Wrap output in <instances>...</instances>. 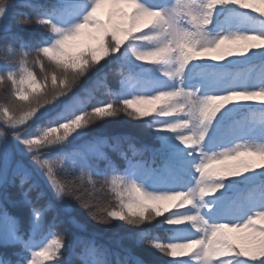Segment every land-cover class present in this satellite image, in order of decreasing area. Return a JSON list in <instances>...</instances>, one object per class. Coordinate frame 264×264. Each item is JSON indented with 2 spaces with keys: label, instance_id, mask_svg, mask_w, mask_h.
I'll return each instance as SVG.
<instances>
[{
  "label": "snow or ice",
  "instance_id": "snow-or-ice-1",
  "mask_svg": "<svg viewBox=\"0 0 264 264\" xmlns=\"http://www.w3.org/2000/svg\"><path fill=\"white\" fill-rule=\"evenodd\" d=\"M105 3L113 6L107 22L97 15L101 5ZM123 6H129L131 11L125 10ZM248 7L246 0H199L198 3L193 0L191 4L181 3L180 0H59L57 8L51 14L42 16L35 11L30 14L22 10H34L35 4L32 0H8V3L0 8V32H3L5 37L11 36L18 40L20 48L24 49L20 53H5L6 57L18 59L19 66L16 70L7 66L0 69V84L10 82V89L15 86V97L19 101H28L31 96L32 99L27 104L34 105V108H30L20 117L12 107L16 99L6 106L0 105V120L6 118L5 123L19 145V159L13 162L4 132L0 131V189L4 192L3 198L0 199V247L22 246L24 249L19 260L0 259V264H42L41 258L46 260L55 257L60 248L66 246L61 240L53 239L42 251H35L37 245L26 232L22 234L20 221L10 214V205H26L31 209L25 217L26 227L33 233L50 231L56 226L55 221L49 223V209L53 206L58 212L71 213L69 198H75L84 210L93 207L90 201L81 200L79 195L71 191L65 195V185H61L56 179L55 165L41 158L42 154L64 151V148H53L54 145L47 142L54 134L52 129H59V135L63 138L62 143L55 144L56 146L64 145L65 141L68 145L78 141L85 142L86 151L67 153L69 165L79 167L82 172L91 168L97 175L111 172L110 182L113 190L118 191V195L127 192V198H121L119 210H109L110 217L121 221L132 218L141 225L162 216V205L167 202L178 200L179 203L185 201V205H191L183 211H172L158 222L170 226L168 229L172 233L189 234L183 238L173 237L164 242H155V249L171 256L177 255V249L192 250L196 257L203 259V264H213V257H225L226 252H239L242 255L234 259L230 257L227 264H264V256L253 258L258 241L264 237V226L257 229L258 221L264 225V192L259 199L246 196L239 204L230 203L227 193L228 177L255 173L252 169L256 165L245 158L261 157L264 154V145L239 143L238 139L248 135V131L241 127L238 137L233 135L232 139H229V135L233 134V130L229 128L218 140L209 144L211 134L217 128V122L224 109L234 101L264 97L260 94L264 93V76L252 83L239 81L226 91L207 95L197 93L193 96L185 87L186 74L192 64L202 62L206 57L211 60L241 58L250 47H256L251 41H264V18L242 10ZM225 8L242 10L244 19L249 21L250 26L246 29L221 27L216 30L213 27L216 17ZM33 15L39 17L40 27L32 25ZM16 25L41 31L48 30L51 34L47 39L33 42L13 32L12 28ZM85 29L92 30L89 35L99 41L98 47L80 46L78 41L84 35ZM121 34L127 43L121 40ZM260 47L264 48V45ZM77 48L80 50L74 51ZM253 53L264 55L260 51ZM100 56L110 57L108 63L126 64L130 71L136 73V85L129 87L126 80L122 81L121 86L112 93L113 99L86 106L81 99V89L85 87L80 81L85 77L91 79V75L104 66L95 67L100 64ZM30 57H36V62L40 65L39 81L37 74L27 66ZM45 59L54 63L63 75L45 73ZM138 61L150 62L153 67L144 68L137 64ZM78 84L80 87H76ZM27 89L31 91L25 95ZM49 90L53 95H47ZM40 97L44 99L40 100ZM166 103L183 104L182 122L177 117L159 116L160 109ZM210 108L212 110L209 114ZM117 113L127 114L136 120L154 113L152 119L147 121L154 122L155 117L171 121L183 129V132L179 133L175 128L170 130L167 124L162 123L156 128L158 133L165 134L159 137L161 144L156 150L163 166L159 171L173 173L172 182L149 188L140 179L144 171L136 165H130L124 170V175H118L116 173L119 170L104 154L99 141L96 138H84L90 125L96 124L104 117H114ZM197 114H203L205 123L200 125L203 131H198L193 124ZM25 120L31 122V131L23 136L17 135L15 129L24 124ZM208 123L211 124L210 128L206 127ZM62 125L68 127L62 129ZM260 129L264 134V122L261 123ZM178 156L181 158L179 161ZM29 159L34 161V165L28 163ZM97 160L105 161V167H97ZM230 161L234 163H229ZM240 161H246L248 167L238 171L228 170ZM36 166L47 174L54 191L41 193L43 200L29 199L28 192L23 193V200L10 199L7 192L10 183L14 182V177H20L21 191L26 182L29 184V191H39V184L35 182L39 174ZM259 167L264 169V165ZM156 173L157 170L154 169L150 174ZM85 174L91 178V174ZM210 182L221 187L212 198V210H202L200 201L208 199ZM58 196L63 203H56ZM225 201H228L227 207L223 206ZM90 214L95 219L104 220L100 210ZM229 233H248L246 239L257 246L252 249H237ZM143 239L151 241L156 238L144 236ZM28 251H31L30 257L25 255ZM92 251L94 254L103 255L95 249ZM180 254L188 253L181 251ZM122 261L123 264H142L141 261L132 259L130 254ZM221 261L218 264H221ZM92 262L106 264V259H93ZM176 264H191V261L181 260Z\"/></svg>",
  "mask_w": 264,
  "mask_h": 264
},
{
  "label": "trees",
  "instance_id": "trees-1",
  "mask_svg": "<svg viewBox=\"0 0 264 264\" xmlns=\"http://www.w3.org/2000/svg\"><path fill=\"white\" fill-rule=\"evenodd\" d=\"M32 2H43V0H32ZM247 4L249 7L247 9H242L243 11H249L251 13L250 15L264 18V9H261L259 3ZM256 9H260V11H256ZM22 10L30 14L32 12V9ZM242 10L225 8L221 14L216 17L213 27L216 29L222 19H228L233 23V26H239L243 22H246V28H248L250 26L249 21L244 19L245 14ZM108 19L109 16L102 18V20L106 22ZM12 31L16 32L21 38L30 39L33 42L47 39L48 35L51 34L48 30L41 31L18 25L14 26ZM85 32L88 41L90 40V43H92L89 46L98 47L99 41L89 35V33H91L90 30L86 29ZM120 38L127 43V40L122 34ZM79 50V48L74 49V51ZM22 51H24V49L20 48L18 40L13 39L11 36L5 37L4 33L0 32V69L7 66L16 70L19 66V60L13 57H6L5 53H20ZM255 51L264 53V48L252 47L245 53L244 57L241 58L226 57L224 60L220 61L211 60L206 57L204 61L192 64L191 72L186 74L187 83L185 87L188 88L191 83V76L194 72L206 69L204 75L211 79H215L211 70L222 68L224 65H229L232 69L228 74L230 79L238 78L243 81H249L250 83L259 80L264 76V55H255L253 53ZM109 59L110 57L100 56V64L95 65V67L100 68V65L104 66L91 75V79H87L86 77L81 78L80 84H83L85 87L81 89L83 92L81 99L86 106L95 104L99 101L113 99L112 93L121 86L122 81L126 80L129 87L136 85L135 72L130 71L128 66L124 63H108L107 61ZM137 64L147 69L153 67V65L147 61H138ZM27 66L30 71L37 74V80L39 81L41 73L40 65H33L32 59L29 58ZM49 68L58 69L54 63H50L45 59L44 70L47 71ZM8 84L10 85V82H8ZM80 84L76 87H80ZM88 85L91 86L87 87ZM28 91H31V89H27L25 95H27ZM15 92V86H12L10 90L7 86L0 87V105L6 106L10 104L13 99H16V103L18 104H27L32 99V97L29 96L28 101H19L15 97ZM33 95H35V93ZM257 112L261 113L262 109L250 107L237 110L236 113L227 111L221 113L218 120L221 125L218 133L224 134L229 128L233 129L237 124L243 123L247 126V124H249V119ZM154 115L155 114L152 113L150 116L142 117L140 120L129 117L127 114H121L120 117H104L102 120L97 121L96 124L89 126L90 128L87 130L84 138L88 140L96 138V140L99 141L104 154L119 170L116 174L124 175L125 169L129 168L130 165H136L144 171L141 173L142 175H145L148 179L150 178L149 183H151V185H158L164 181L172 182L173 173L159 171L163 166L160 158L156 154V150L161 144L159 137L165 134L156 131V128L159 127V123L153 124L152 127H148L145 123V121L152 119ZM221 117H223V119H221ZM153 119L158 120L159 118L154 117ZM5 120H0V131L4 132L5 140L9 144L11 158L13 162H15L19 159V145L15 136L11 134V129L7 123H5ZM69 139H71V136ZM84 143V141H78L76 144L68 145V142L65 141L64 145L52 146L53 148H64L63 152H49L48 154H42L41 158L47 159L55 165L54 173L61 185L71 184L76 186L78 195L90 201L97 210H100L102 216L109 210L118 211L121 205V198L123 197L126 199L127 192H122L118 195V191L113 190L110 182L111 172L106 175H97L91 168L85 169L84 172H82L79 167L74 168L68 164L66 159L67 153L86 151ZM180 159L181 158L178 156L177 160L179 161ZM28 163L34 165V161L30 159ZM96 164L99 168L105 167V161L103 160H97ZM36 167L38 169V166ZM154 169L157 170V173L150 174ZM39 170V174L35 178V182L39 184V191H29V184L27 182L23 186V191H21L20 177H14L12 178L14 182L10 183L7 192L9 198L23 200V193L28 192L29 199L43 200L44 197L41 193H46L49 190L54 191L44 176L40 175V171L46 176L47 174L44 170ZM85 173L91 174V178L89 179V176ZM177 175H179V168H177ZM98 182L99 184L106 183L107 187L100 188ZM227 186L229 202L239 204L242 198L246 196L259 199L261 193L264 192V173H261L258 177H244L243 174L241 177H228ZM3 195L4 192L0 189V199L3 198ZM56 203L60 202L57 200ZM68 206L72 209L71 213L58 212L54 210L55 206L49 209L51 215L49 223L51 224L55 221L56 226L51 228L50 231L41 230L36 233L31 232L26 227L25 216L31 211L30 208L26 205H17L15 207L10 205L9 210L10 214L16 216L20 221L22 234L26 232L27 236L37 245L34 249L35 251H42L51 244L53 239H59L62 241L63 245H71V250L75 252V258L78 260L108 259L114 253L118 254L120 259L130 254L132 259L139 260L142 264H176V262L181 260H190L189 254H180L181 251L184 250L177 249V255L171 256L168 253L160 252L154 247L155 242H164L173 237H184L185 233H172L168 229L170 226L161 225L158 222L172 211L186 210L188 208L186 205L184 209H180L177 204L169 208L162 206L164 208L162 216L155 217L153 220L146 221L145 224L141 225H131L128 224L126 220H116L112 217L108 218V222L95 219L81 207L80 203L75 198H69ZM80 213H83V215H80ZM74 219L75 223H73ZM79 225H83V227ZM141 229H144V231L142 232ZM144 236H150L156 239L149 241L143 239ZM233 242L237 246V249H239V247L252 249L257 246L245 239H235ZM93 249L97 250V253H103V255L94 254L92 251ZM23 252L24 249L22 246L9 248L0 247V259L16 261L21 258L20 253ZM62 253H65L64 246L60 248L55 257H49L46 260L41 258L42 264H57L58 260L62 258L66 259L67 257V253H65L64 256L61 255ZM25 255L30 257L31 251H28ZM245 259L248 258L245 257ZM190 261L191 264H197V260Z\"/></svg>",
  "mask_w": 264,
  "mask_h": 264
},
{
  "label": "clouds",
  "instance_id": "clouds-1",
  "mask_svg": "<svg viewBox=\"0 0 264 264\" xmlns=\"http://www.w3.org/2000/svg\"><path fill=\"white\" fill-rule=\"evenodd\" d=\"M58 2L59 0H43V2H36L35 4V9L32 11H35L36 13H39L41 16L44 14H51L53 12L54 9L57 8L58 6ZM259 3L264 4V0H258ZM8 3V0H0V8L4 7L6 4ZM31 23L32 25L36 26V27H40V19L39 17L33 15L31 16ZM40 40L36 41L39 42ZM32 59V64L36 65L38 64L37 58L36 57H30ZM235 63V62H234ZM206 69H202L199 72H194V74L191 76V83L188 86V90L189 93L191 95H196L197 93L203 94V95H207L208 93H220L223 91H226L228 89H230L233 85H235L236 83H238L239 81L237 80H233L229 78V73L232 71L231 67L229 65H224V67L222 68H218V69H212V75L215 77V80L211 83V84H207L205 82V80L201 79L204 76V71ZM45 73H56L57 75H63V73L60 72V70L56 69V68H49L47 71L44 70ZM187 79V78H186ZM3 86H7L10 90V85L8 84V82L6 81L3 84H0V87ZM207 88V94L203 93V89ZM250 94H257V93H250ZM261 95H264V93H260ZM48 96L53 95V92L51 90H49ZM211 98V97H209ZM40 100H43V97L39 98ZM12 107L15 110V113L18 117L23 116L26 112H28L30 110V108H34V105H28V104H18L16 102H14L12 104ZM211 108L209 109V114L211 112ZM264 111V110H262ZM183 112V104H177V103H166L159 111V116L160 117H167V116H173V117H177L179 121H183V116L181 115V113ZM121 114L123 113H117V117H120ZM221 119H223V117H221ZM146 125L148 127H152L153 124L155 123H159V124H167L169 129H173L175 128V130L179 133L183 132V129L177 127L176 125H174L171 121H167V120H155L153 121H145ZM204 117L203 114H197L193 124L194 126L197 128L198 131H203L202 128H200L201 124H204ZM23 127H18L17 129H15V132L17 133V135L23 136L27 133H29L31 131L32 128V124L30 121L25 120L24 124H22ZM68 126L66 125H62L61 128L62 129H66ZM206 127H211V124L208 123L206 124ZM52 133H54L53 135H51L48 138V143L49 144H60L63 141V138L60 137L59 129H52L51 130ZM181 138V137H178ZM261 158L264 159V154L261 155ZM243 167H248L247 162L246 161H240L237 165H235L232 169H228L231 171H238L240 168ZM98 185L100 188H106L107 184H99ZM209 190L207 192L208 197H214L216 194V190L221 187V185H217L214 182H210L209 183ZM68 191L73 192L74 194L78 195V191L76 186L68 184L65 185V195L68 193ZM81 200H86L88 201L86 198H84L83 196H80ZM57 200L60 203H63V201L60 199V197H57ZM185 201H180L179 203V207H184L185 206ZM200 206L201 209H207L209 211L212 210L213 207V199L208 198L206 200L202 199L200 201ZM87 213H91L94 211H97V208L95 206H93L90 209H86L85 210ZM104 217V221L108 222V218L110 217L109 215V211H106V214L103 215ZM128 224L131 225H138L137 221L129 218V220L127 221ZM65 253H67V257L66 259H60L57 261V264H93L92 260H88V259H83V260H78L75 258V252L71 250V245H66L65 246ZM65 253H62L61 255L64 256ZM238 255H242V253L239 252H226L225 253V257H232L233 259L238 256ZM256 256H264V237H261L260 240L258 241V247L255 250V253L253 254V258H255ZM106 264H123L122 259H120L118 257V254H112L108 259H106ZM221 264H227V259H224L221 261Z\"/></svg>",
  "mask_w": 264,
  "mask_h": 264
},
{
  "label": "rangeland",
  "instance_id": "rangeland-1",
  "mask_svg": "<svg viewBox=\"0 0 264 264\" xmlns=\"http://www.w3.org/2000/svg\"><path fill=\"white\" fill-rule=\"evenodd\" d=\"M181 3L184 4H191L193 3V0H181ZM195 2H199V0H195ZM246 3H249L250 5L253 3H259L258 0H246ZM260 4L261 9H264V4ZM125 8V10L131 11V8L129 6H123ZM113 10V6L111 4L105 3L102 4L100 9L98 10L97 15L102 19V18H106L109 16L110 12ZM246 22H243L242 24H240L239 26H233V23H231L230 20L228 19H222L221 22H219V24L217 25L216 30H219V28H224V29H228L231 28L233 30L240 28V29H246ZM86 30V29H85ZM90 32H92L91 29H89ZM86 32H84V35H82L79 38L78 43L80 44L81 47H85V46H89L92 43H90V40L88 41V38L85 34ZM251 44L256 45V47H260L261 45H264V41L261 40H254L251 41ZM252 47H250L249 49H251ZM222 61V60H220ZM192 70V65L189 67L187 73L191 72ZM203 80H205V82L207 84H211L215 79H211L209 77H206L205 75L201 78ZM233 80H237V81H243L242 79H238V78H234ZM192 82V81H191ZM187 83V82H186ZM185 83V84H186ZM204 94H207V88L202 90ZM250 107H255V108H260L262 110H264V97H257L255 99H251V100H239V101H234L232 105H229L226 109H224L222 111L225 112H231V113H236L237 110H241V109H246V108H250ZM249 124H247V126L245 124H237L232 130H233V134L229 135V139H232V136L235 135L238 137L239 134V129L240 127L243 129H246L248 131V135L244 136L242 139H238V142L241 144H245V143H249L252 144L253 146H255L256 144H261L264 145V134H262V130L260 129L261 123L264 122V113H255L250 119H249ZM221 125L219 124V121L217 122V128L213 130L211 137L209 139V144H212L213 141L218 140L220 138V136L222 134H219V127ZM20 127H23L22 125ZM253 130H255L254 132H252ZM245 159L250 160L254 165H256V167H254L252 169L253 172L255 173H242L244 175V177H258L260 176L261 173H264V169H262L261 167H259L260 165H264V159H262L261 157L258 156H253V157H246ZM229 163H234V162H229ZM39 170V169H38ZM40 171V170H39ZM40 175L44 176V178L46 179V181L48 182V184L52 187L50 180L48 179V177L42 173V171H40ZM140 179L143 180V182L145 183V185L149 188H151L153 185H157V184H153L151 185V183H148L150 181V178L148 179V177H146L145 175L140 176ZM162 183H166V181L162 182ZM161 183V184H162ZM228 187V186H227ZM228 190V188H227ZM218 195V194H217ZM208 198H214V197H208ZM233 203V202H230ZM175 204L179 205V201H171V202H167L162 206H165L167 208H169L170 206H175ZM228 202L225 201L224 202V207H227ZM188 208L191 207V205H186ZM262 225L261 222H257V229H259ZM194 231V230H193ZM189 233H185L184 237L187 236ZM229 235L232 237L233 240L237 239V240H241V239H245L248 237V233H229ZM249 241V240H248ZM234 243V242H233ZM198 250V249H197ZM187 251V253L190 255V260H197V264H203V259L201 257H196L195 256V252L192 250H184ZM225 258H229V257H213V264H218V262L220 260H224Z\"/></svg>",
  "mask_w": 264,
  "mask_h": 264
}]
</instances>
